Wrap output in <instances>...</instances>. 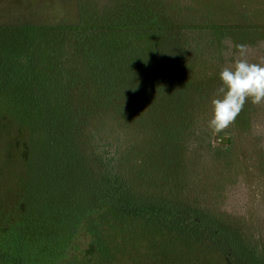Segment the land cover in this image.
<instances>
[{
  "label": "trees",
  "instance_id": "trees-1",
  "mask_svg": "<svg viewBox=\"0 0 264 264\" xmlns=\"http://www.w3.org/2000/svg\"><path fill=\"white\" fill-rule=\"evenodd\" d=\"M74 5L52 25L0 24V118L36 151L4 202L23 210L0 216V264H140L157 244L264 264L203 182L235 180L252 159L264 179V104L208 128L236 45L264 63V0Z\"/></svg>",
  "mask_w": 264,
  "mask_h": 264
},
{
  "label": "rangeland",
  "instance_id": "rangeland-1",
  "mask_svg": "<svg viewBox=\"0 0 264 264\" xmlns=\"http://www.w3.org/2000/svg\"><path fill=\"white\" fill-rule=\"evenodd\" d=\"M74 2L75 0H0V24L36 22L52 25L62 17L70 19L75 16ZM26 138L27 132L10 119L0 118L1 218L9 211L16 216L23 210L22 205H13L12 209H9L10 205L7 206L4 202L12 199L15 202L18 198L17 182L25 180L29 175L30 159L32 157L33 161L36 151L31 150V147L27 148ZM242 163L247 166L248 175H245V167ZM240 164L239 168L234 170L235 180H214L216 179L214 178L203 182L208 191L215 193L214 196H221L220 205L224 206L222 208L228 212L230 218L239 222L249 234L252 233L254 237L260 239L264 248V179L258 180L259 168L254 167L256 164L254 159L251 163L242 161ZM217 186H219L218 190ZM170 248L168 247L169 254L165 255L159 244L154 245L152 250L155 255H151L150 259L143 260L140 264H229L217 252L208 251L200 245L190 247L181 245L177 250ZM135 257L136 254L133 255V258ZM122 262L121 260V264ZM129 263L130 261L127 262Z\"/></svg>",
  "mask_w": 264,
  "mask_h": 264
},
{
  "label": "clouds",
  "instance_id": "clouds-1",
  "mask_svg": "<svg viewBox=\"0 0 264 264\" xmlns=\"http://www.w3.org/2000/svg\"><path fill=\"white\" fill-rule=\"evenodd\" d=\"M238 55L219 73L221 86L211 99L212 117L208 128L219 135L231 127L244 106L264 104V63L251 62L247 46L236 45Z\"/></svg>",
  "mask_w": 264,
  "mask_h": 264
}]
</instances>
